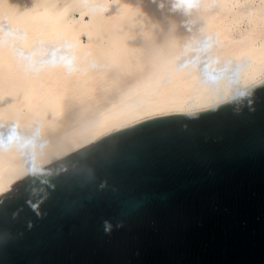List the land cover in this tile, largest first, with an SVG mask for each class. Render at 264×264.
<instances>
[{
	"label": "water",
	"instance_id": "95a60500",
	"mask_svg": "<svg viewBox=\"0 0 264 264\" xmlns=\"http://www.w3.org/2000/svg\"><path fill=\"white\" fill-rule=\"evenodd\" d=\"M159 121L199 131L126 137ZM12 188L0 196L8 264H264V84L110 133Z\"/></svg>",
	"mask_w": 264,
	"mask_h": 264
},
{
	"label": "bare ground",
	"instance_id": "6f19581e",
	"mask_svg": "<svg viewBox=\"0 0 264 264\" xmlns=\"http://www.w3.org/2000/svg\"><path fill=\"white\" fill-rule=\"evenodd\" d=\"M25 9L27 16L21 15ZM0 25V196L110 133L208 110L264 79L259 63L236 59L249 44L264 46L261 0H199L190 14L170 10L167 0L163 6L161 0H0ZM49 31L59 34L54 45L43 37ZM240 39L245 43H232ZM106 62L120 65L126 81L95 116H61L53 134L51 117L29 111V104L42 103L49 73L86 80ZM205 63L208 71L231 70L205 79ZM165 78L191 85L157 88ZM129 119L134 123L125 124ZM21 168L24 175L17 176Z\"/></svg>",
	"mask_w": 264,
	"mask_h": 264
},
{
	"label": "snow or ice",
	"instance_id": "6c2138e0",
	"mask_svg": "<svg viewBox=\"0 0 264 264\" xmlns=\"http://www.w3.org/2000/svg\"><path fill=\"white\" fill-rule=\"evenodd\" d=\"M261 2L264 3V0H261ZM11 7L19 11L18 6ZM21 15L27 16L28 10L25 9ZM0 27H2V25H0ZM43 37L47 41H50L53 45L60 38L56 31L46 32L43 34ZM232 43L244 44L245 41L243 39L233 40ZM219 55H223V53H218V57ZM245 57H247L248 60L253 63H259L261 68L264 69V46L257 50L254 43L249 44L247 46V50L240 52L236 56V59L237 61H240ZM229 63H231V61H229ZM209 67V63H205V79H216L218 76L231 70L229 67H223L218 70L213 69L212 71H208ZM261 75L264 76V71L261 72ZM47 79L49 84L47 90L41 98L42 103L35 106L29 104L28 108L29 111H32L33 108H35L41 117H51V127L48 129V132L53 134L57 130V120L59 117L63 116L65 120H67L73 116H95L99 110V106L104 102L110 101V97H114L115 95L119 94L126 81L124 70L120 67V65L114 62L104 63L100 72L86 80H80L79 78L75 80H69L59 76L56 73H49ZM259 83L264 84V82ZM190 85L191 84H189L187 81L172 85L171 82L165 78L157 85V88H171V90H180ZM250 100L251 104L249 105V110L254 111L257 101L256 99L252 98L251 93ZM124 123L131 125L134 123V120L129 119ZM123 126L124 125L122 124L115 125L116 128H122ZM198 131L199 128L197 126H185L184 124H181V126L177 128L174 121H159L142 125L138 128L130 129L126 134V137H135V140L139 138L159 139L171 134L193 136L197 134ZM38 132H40V130H38ZM15 136L16 133L13 128L9 131L8 139L11 140ZM16 175L23 176L24 169L21 168L16 173ZM23 187V184L18 185L9 199H19L22 195L21 189ZM0 191H3V188H0ZM0 264H8V261L4 257L0 256Z\"/></svg>",
	"mask_w": 264,
	"mask_h": 264
},
{
	"label": "clouds",
	"instance_id": "9594fccd",
	"mask_svg": "<svg viewBox=\"0 0 264 264\" xmlns=\"http://www.w3.org/2000/svg\"><path fill=\"white\" fill-rule=\"evenodd\" d=\"M167 2L170 4V10L190 14L195 10L199 0H167ZM163 3L164 0H161V6Z\"/></svg>",
	"mask_w": 264,
	"mask_h": 264
}]
</instances>
